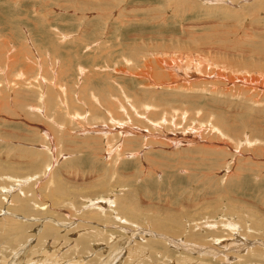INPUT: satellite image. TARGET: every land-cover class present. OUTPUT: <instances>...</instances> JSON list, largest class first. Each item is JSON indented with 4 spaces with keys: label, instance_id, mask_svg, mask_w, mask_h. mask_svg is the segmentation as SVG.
<instances>
[{
    "label": "rangeland",
    "instance_id": "rangeland-1",
    "mask_svg": "<svg viewBox=\"0 0 264 264\" xmlns=\"http://www.w3.org/2000/svg\"><path fill=\"white\" fill-rule=\"evenodd\" d=\"M0 264H264V0H0Z\"/></svg>",
    "mask_w": 264,
    "mask_h": 264
},
{
    "label": "bare ground",
    "instance_id": "bare-ground-1",
    "mask_svg": "<svg viewBox=\"0 0 264 264\" xmlns=\"http://www.w3.org/2000/svg\"><path fill=\"white\" fill-rule=\"evenodd\" d=\"M90 44V43H89ZM88 44V45H89ZM157 60V62H158V66L161 64V65H163V63H165L166 64V66L168 67V66H174V65H171V63H169V62H167V61H164V60H160V59H156ZM179 61V60H178ZM181 63H182V61H180ZM180 62L179 63H175V65H177L178 67H180L181 65H180ZM147 64L146 65H148L149 66V62H146ZM173 64V63H172ZM192 64V63H191ZM41 68V67H40ZM175 69V68H174ZM189 71V70H188ZM124 72V71H123ZM178 77V76H177ZM49 105V104H48ZM42 106V105H41ZM48 108V107H47ZM46 108V109H47ZM32 109H35V111L34 112H39V110H40V108L39 107H35V106H33L32 107ZM50 114V113H49ZM49 118H51V116H48ZM166 123V122H165ZM125 125V124H124ZM166 126V125H165ZM120 128V127H119ZM130 131H131V129H130ZM129 132V131H128ZM129 133H131V132H129ZM128 133V134H129ZM121 134L122 135H124V134H126V132H121ZM48 135V134H47ZM108 135V134H107ZM48 137L50 138V135H48ZM46 138H47V136H46ZM116 146V145H115ZM110 147V146H109ZM118 148V147H117ZM112 149V148H111ZM124 148H122V150H123ZM119 151V150H118ZM49 167V166H48ZM257 178V177H256ZM11 192V191H10ZM108 198V197H107ZM110 198V197H109ZM7 199V198H6ZM98 200V199H97ZM105 199H103V201H104ZM109 201V200H108ZM90 202V206L91 205H96L95 203H101L102 202V198L100 199V200H98V201H93V202H91V201H89ZM105 203L107 202V201H104ZM230 225H232V224H230ZM238 231V230H237ZM254 243V242H253ZM248 244V243H247ZM201 252V251H200ZM134 257V256H133Z\"/></svg>",
    "mask_w": 264,
    "mask_h": 264
}]
</instances>
